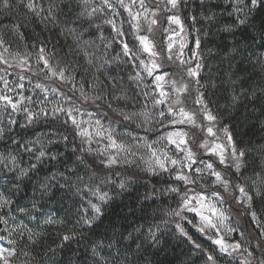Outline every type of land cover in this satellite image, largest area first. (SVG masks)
Wrapping results in <instances>:
<instances>
[{"label": "snow or ice", "instance_id": "1", "mask_svg": "<svg viewBox=\"0 0 264 264\" xmlns=\"http://www.w3.org/2000/svg\"><path fill=\"white\" fill-rule=\"evenodd\" d=\"M188 7V0H46V6L45 0H0V12L15 14L25 10L23 22L18 19L7 31L0 29V104L5 113L0 119V140L15 145L13 151L0 153V172L11 173L9 184L15 185L18 179L37 173L46 161L54 162L53 168L63 163L66 171L49 170L46 180L40 183L42 195L55 187L80 198L74 216L80 235L89 242L94 255L102 251L96 229L104 222L115 197L130 195L141 179H155L161 187L153 186V192L170 195L176 203L175 208L168 205L165 214L192 225L213 246L208 251L193 241L180 222L175 223L177 238L191 243L205 264L237 256L239 264H264V243L257 240L261 259L256 261L254 250L249 251L242 243L245 229L234 216L250 217L264 237V213L258 215L254 208L257 203L264 207V144H245L231 122H224L219 109L212 106L208 93L219 85L212 76L207 80L202 76L205 64L199 35L210 37L213 28L234 35L237 28L249 23L258 7H264V0H198L190 18L194 24L206 26L207 31L204 27L197 29L194 48H188L186 36L171 28L176 25L180 33L186 32L179 13ZM30 17L44 30L48 24L59 28L58 34L67 46L65 55L82 56L88 65L83 74L78 61L62 63L63 58L57 59L59 49L49 47L50 35L41 38L34 30L21 31L27 28ZM161 20H166L169 27L161 25L157 40L155 26ZM9 33L24 43L23 53L12 50ZM178 35L179 40L174 39ZM97 41L104 49L99 56L93 50ZM186 48L190 57L185 56ZM109 49L115 52L111 58ZM257 63L264 72V61L258 58ZM89 69H94L91 80L87 79ZM12 72L16 80L8 79ZM97 73L105 79L100 80ZM235 76L236 72H231L228 81L221 83L242 82V77L233 79ZM34 77L36 99L18 91L25 88L22 81ZM261 96L264 88L259 89V95L255 89L240 93L233 89L227 107L234 109L242 98L255 101ZM25 101L36 105L35 109ZM19 112L26 123L20 124L14 118ZM40 123L46 124L48 130L34 134V140H16L9 135L13 125L27 129ZM261 126L264 128V122ZM69 142L70 156L51 150L50 146ZM21 152L30 157L27 167L21 166ZM253 153L260 164H250ZM10 195V191H0V209H8L0 214V225L9 223V212L13 210ZM148 199L145 195L144 201ZM136 202L144 225L130 232L110 222L109 246L112 241L122 244L140 240L137 248L145 244L156 247L162 244V237L169 235L160 231L158 224L149 222V209L155 200L149 205L137 197ZM85 203L86 207L80 206ZM32 207H37L35 202ZM17 210L25 212L24 208ZM153 218L159 219L154 213ZM43 222L62 223L51 216ZM17 235L29 243L18 250V241L9 239L10 247H0V264H13L19 257L31 255L26 249L36 243L37 233L29 228L26 234L20 228ZM233 235L240 239L231 240ZM75 238L74 234L61 236L68 244ZM21 264L30 262L24 259Z\"/></svg>", "mask_w": 264, "mask_h": 264}, {"label": "trees", "instance_id": "2", "mask_svg": "<svg viewBox=\"0 0 264 264\" xmlns=\"http://www.w3.org/2000/svg\"><path fill=\"white\" fill-rule=\"evenodd\" d=\"M207 2L216 3L217 0H207ZM188 4L189 7L183 9L179 14L186 29L184 34L190 37L189 48H194V40L198 35L197 29L204 27V30L207 31V27L199 23L194 24L190 18L197 10L198 0H188ZM24 11V9H20L15 14L0 12V29L7 31L13 22L22 18ZM225 19L227 18L225 17ZM21 22H23L22 19ZM161 24L162 20L155 26L157 29V40H159L161 35ZM125 28H127V25H125ZM33 30L39 33L41 38H47L49 35L52 37V43L49 47L52 48L55 45L59 49L57 59L63 58L62 63L69 60L78 61L81 74H83L85 68H88L82 56L65 55L67 46L64 39L58 34L59 28L48 24L47 30H44L42 25L30 17L27 28L21 29V31ZM212 32L213 35L210 37H204L202 33H199L202 42V58L205 64L202 76L205 80L212 76L216 84L219 85L218 88L208 93L212 106L219 109L224 117V122H231L235 128V134H238V137L245 144L249 141L264 144V128L261 126L262 122H264V96L255 101L242 98V102L236 108L229 109L227 107L230 103L229 98L233 89H235L236 93H240L241 90L250 92L255 89L259 95V89L264 88V72L261 70V65L257 63L258 58L264 61V7H258L252 13L249 23L237 28L234 35L221 33L216 28H213ZM108 35L109 31L105 29V36ZM8 39L13 45V51L18 50L21 53L25 51L24 43L17 39L16 36L9 33ZM84 39H89V37L85 36ZM57 41H59V44L56 43ZM68 43H72L71 39L68 40ZM234 45L235 50H233ZM93 50L96 51L97 56L104 51L99 41L96 42V47ZM114 55L115 52L109 49L108 57L111 58ZM189 56H191L190 52ZM229 62L231 63V68L229 67ZM93 71L94 69H89L87 79H92L91 73ZM231 72H236V76L233 79L242 77V82L237 80L235 84H222L221 81H228V74ZM127 74L128 71L126 70L124 76L126 77ZM97 75H99L100 80L105 79L103 74L97 73ZM8 79L16 80V73L12 72ZM36 79L34 77L31 81L27 79L22 81L25 88L18 91H21L25 96H33L36 99L33 92ZM117 88H119V85ZM26 105L34 109L36 107V105H29L28 102ZM2 108L3 105L0 104V119L5 116ZM14 118L20 124L26 123L22 112L15 113ZM47 130V125L44 123L30 125L27 129L13 125L9 135L16 140L21 137L25 140H34V134H39L42 131L46 132ZM140 134L143 135L142 132ZM150 136H154V134H150ZM50 147L53 152L58 151L65 157L71 155V142L67 145L60 143L55 147ZM94 147H99V145H94ZM14 148V144L7 140H0V153L11 152ZM21 155L24 159V163L21 166L27 167L30 157L23 152H21ZM249 162L251 165L261 163L260 160L256 159L255 153L250 155ZM53 163L52 161H46L37 173L31 174L30 177L18 179L15 185L9 184L11 173L5 175L0 172V191H10V199L13 201V210L9 212L8 217L9 223L4 225L0 231L3 247H10L8 245L9 239L18 241L16 245L18 250L29 243L26 239L20 240L17 235L20 228H24L26 234L29 228L37 233L35 237L36 243L26 249L31 255L27 258L21 256L13 264H21L24 259H27L30 264H96V261H100V264H205L204 257L198 251L193 250L191 243L183 238H177L174 233L175 223L180 222L189 235L192 236L193 241L201 244L208 251H212L213 246H211L207 236L197 232L192 225L184 224L183 221L179 220V217L174 218L165 214L168 205L175 208L176 203L170 195H162L159 190L153 192V186L157 189L161 187V182L155 179H141L139 184L135 185L134 189L131 190L130 195L126 193L122 197H115V202L109 208L104 222L96 229L102 251L94 255L89 247V242L80 235L81 228L76 224L74 216L77 202L80 198L55 187L42 195L40 183L46 180L49 170L53 172L66 171L63 163L56 164L54 168L52 167ZM68 163L71 164V161L69 160ZM143 175L141 173L142 177ZM245 175H248V173H245ZM114 179L118 178L114 177ZM60 183L63 184V180ZM145 195L149 196L147 201H144ZM137 197L141 203L149 205H153V200H155V204L149 209V222L153 225L158 224L160 226L159 230L169 235L162 237V244L156 247H150L145 244L143 247L137 248L140 240H137L136 243L130 240L124 241L122 244H116L115 241H112V245L109 246L108 237L112 235L108 228L110 222H115L118 226H122L121 230L127 229L130 232L144 225L145 222L141 219L142 214L139 211V204L136 202ZM34 202L37 205L36 208L32 207ZM80 206L86 207V203ZM18 208H24L25 212L18 211ZM254 208L258 215L264 213V207L260 204H255ZM4 211H8V209H0V214ZM153 213L159 219H154ZM187 215L188 218L192 216L191 213ZM46 216H51L58 221H62V223L47 225L43 222ZM237 216L239 225L245 229L246 235L244 239L247 240L250 248L257 252V240L264 243V237H261L259 231L252 225L250 217ZM246 221L247 223H245ZM142 230L146 232L147 228L143 227ZM153 230L156 229L154 228ZM64 234H74L76 238L68 244L61 239ZM134 234L139 235V233ZM93 239H96V237H93ZM141 239L143 238L141 237ZM259 250L261 252V249ZM218 264H239V259L233 261L231 258L220 259Z\"/></svg>", "mask_w": 264, "mask_h": 264}, {"label": "rangeland", "instance_id": "3", "mask_svg": "<svg viewBox=\"0 0 264 264\" xmlns=\"http://www.w3.org/2000/svg\"><path fill=\"white\" fill-rule=\"evenodd\" d=\"M161 25H163L164 28H168V27H169V25H168V23H167L166 20H162V24H161ZM171 28L176 29V31H177V33H179V35H184V36H186V38H187V40H188V48H189V45H190V37H188V36L185 35L184 33H180L179 27L176 26V25H171ZM167 35H168V33H164V36H165V37H166ZM179 35H178L177 37H175L174 39L179 40ZM185 56H186V57H190V56H189V51H188L187 48L185 49ZM16 98L18 99L19 97H16ZM25 104H27V101H25ZM85 119H87V117H85ZM229 171H231V170H229ZM226 207H227V205H226ZM234 216H235L236 219L238 220V216H237V214L234 213ZM209 235H212V233H209ZM225 239H229V238L226 236ZM239 239H240V237H239L238 235H233V236L231 237V240H239ZM231 240H229V242H231ZM2 243H3V242L0 240V247H3V244H2ZM242 243L244 244V247L249 248V251H253V250L250 248V246H249L247 240L244 239V240L242 241ZM257 249H258L257 252L254 251V256H255L256 261H258V260L261 259V252H260L259 248H257ZM237 257H238V256H237ZM237 257H234V259H237ZM232 258H233V257H232Z\"/></svg>", "mask_w": 264, "mask_h": 264}, {"label": "water", "instance_id": "4", "mask_svg": "<svg viewBox=\"0 0 264 264\" xmlns=\"http://www.w3.org/2000/svg\"><path fill=\"white\" fill-rule=\"evenodd\" d=\"M2 225H0V229H1Z\"/></svg>", "mask_w": 264, "mask_h": 264}]
</instances>
